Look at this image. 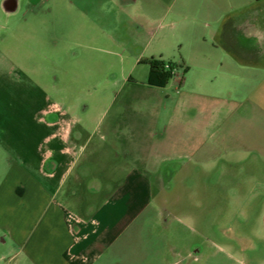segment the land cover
<instances>
[{"label":"crops","instance_id":"1","mask_svg":"<svg viewBox=\"0 0 264 264\" xmlns=\"http://www.w3.org/2000/svg\"><path fill=\"white\" fill-rule=\"evenodd\" d=\"M1 1L6 14L21 13L17 23L42 73L55 55L64 73L92 74L77 76L89 97L82 105L67 93L71 82L45 76L42 85L15 82L12 113H0V159L21 193L11 191L12 211L36 217L27 239L36 259L95 264L142 214L152 179L164 185L165 168L173 186L196 169L203 177L219 170L221 185L255 187L253 198L264 200V50L260 30L250 31L244 18L264 0ZM155 23L182 50L170 64L180 75L164 86L148 82ZM52 41L61 44L54 51ZM57 90L60 100L52 96ZM106 90L115 91L112 98ZM103 169L108 178L101 179ZM90 175L98 179L95 204L78 195Z\"/></svg>","mask_w":264,"mask_h":264},{"label":"rangeland","instance_id":"2","mask_svg":"<svg viewBox=\"0 0 264 264\" xmlns=\"http://www.w3.org/2000/svg\"><path fill=\"white\" fill-rule=\"evenodd\" d=\"M1 2L0 0V113L4 116L12 113V102L8 100L16 97L15 89L12 90L15 82L36 80L42 85L46 77L57 85L71 82L73 87L68 90V95L79 96L81 105L88 101L87 91L76 87L77 76L85 78L92 74L64 73V67L61 70L63 62L59 63L60 59L55 55L52 57L49 73H42L38 65L39 58L29 48L33 44L27 41L26 35L21 34L22 30L26 31V27L17 23L21 13L6 14ZM244 18L250 23V31L260 30V48L264 50V2L247 11ZM156 24L151 30L154 34L149 39L148 58L151 56L149 52L153 51L154 58L175 64L180 60L179 54L182 51L179 42L170 33L164 35V29H159ZM51 44L53 51L61 45L54 41ZM34 45L40 46V43ZM2 53L7 56L6 60L1 58ZM66 60L68 59H64ZM112 61L115 62L113 71L119 77V59ZM11 64H14V69L8 75L7 69H10ZM140 67H144L142 62L137 70ZM174 69V74L180 75V70ZM136 72L133 76H139L138 71ZM103 76L107 75L99 72L98 77L102 79ZM173 90L175 91V87ZM62 91H53V98L60 100ZM114 92L106 90L103 94L106 93V98L110 99ZM3 103L5 107L2 108ZM2 140L4 141L0 138V142ZM1 154L0 152V158ZM171 172L170 167L161 171L164 185L160 178L152 179L153 194L141 208L142 214L132 218L131 227L117 236L116 242L102 253L95 264H264V200L253 198L251 193L255 187L221 185L219 170L206 171V176L203 177L204 172L198 169L193 171L191 180L194 182L190 180L184 185L173 186ZM108 174V170L100 171L101 179L108 178ZM180 177L183 178L178 176L177 181ZM87 178L78 190V195L84 201L90 199L95 204L97 196H94L96 194L91 188L96 191L98 187L95 182L98 179L91 175ZM3 179L8 184L1 187L5 195L2 197L0 194V226L3 229L0 231V264H43L34 257L27 245L36 217L32 214L13 213L11 191L14 190V195L17 196H21V193L11 185L12 171H8L0 159V181ZM68 185L67 183L64 187L65 190ZM107 188L104 187L99 200H102ZM83 256L91 259L87 254Z\"/></svg>","mask_w":264,"mask_h":264},{"label":"trees","instance_id":"3","mask_svg":"<svg viewBox=\"0 0 264 264\" xmlns=\"http://www.w3.org/2000/svg\"><path fill=\"white\" fill-rule=\"evenodd\" d=\"M149 74L148 82L153 85L164 86L172 77V65L171 69H164V61L161 59H149Z\"/></svg>","mask_w":264,"mask_h":264},{"label":"built area","instance_id":"4","mask_svg":"<svg viewBox=\"0 0 264 264\" xmlns=\"http://www.w3.org/2000/svg\"><path fill=\"white\" fill-rule=\"evenodd\" d=\"M163 67H164V69H171V65L169 63H165L164 62ZM173 70H174V68L172 67V69H171L172 74H173ZM175 91L178 92V88L177 87H175Z\"/></svg>","mask_w":264,"mask_h":264}]
</instances>
